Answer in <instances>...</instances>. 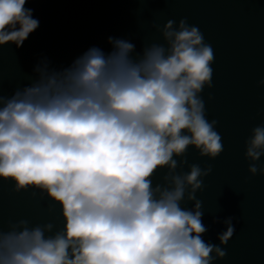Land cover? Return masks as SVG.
<instances>
[{
    "label": "clouds",
    "instance_id": "obj_1",
    "mask_svg": "<svg viewBox=\"0 0 264 264\" xmlns=\"http://www.w3.org/2000/svg\"><path fill=\"white\" fill-rule=\"evenodd\" d=\"M28 2L0 0V46L22 47L39 27ZM158 30L165 43L135 59L133 43L108 37L111 52L90 47L60 70L43 60L30 85L0 92V180L46 194L63 219L56 231L26 219L0 228V264H213L226 256L203 239L196 193L211 166L178 173L187 160L174 158L189 147L210 159L224 150L201 96L212 87L215 53L186 18ZM262 156L264 124L246 141L253 176L264 175ZM233 219H224L219 245L234 235Z\"/></svg>",
    "mask_w": 264,
    "mask_h": 264
},
{
    "label": "water",
    "instance_id": "obj_2",
    "mask_svg": "<svg viewBox=\"0 0 264 264\" xmlns=\"http://www.w3.org/2000/svg\"><path fill=\"white\" fill-rule=\"evenodd\" d=\"M25 6L39 27L22 47L0 46V92L5 96L30 85L43 60L60 70L90 47L107 54L112 51L108 37L133 43L135 59L145 46L165 43L158 29L168 20L178 24L186 18L199 27L215 53L212 87L201 96L207 118L218 122L224 150L210 159L189 147L184 157H174L178 163L187 160L177 172L187 173L192 164L212 168L196 196L208 229L203 239L226 251L213 264H264V175L249 173L251 161L245 158L251 130L264 124V86L259 85L264 79V0H29ZM257 163L264 166V156ZM167 171L159 170L153 184L163 183ZM14 189L12 182L0 180V228L7 231L9 222L21 219L31 226L51 222L53 231L63 227L59 206L46 194ZM227 217L234 218L235 232L227 245H219Z\"/></svg>",
    "mask_w": 264,
    "mask_h": 264
}]
</instances>
